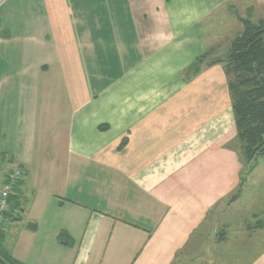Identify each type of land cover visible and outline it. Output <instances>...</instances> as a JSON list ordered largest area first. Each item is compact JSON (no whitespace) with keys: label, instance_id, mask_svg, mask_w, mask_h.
Instances as JSON below:
<instances>
[{"label":"crops","instance_id":"0c3cea01","mask_svg":"<svg viewBox=\"0 0 264 264\" xmlns=\"http://www.w3.org/2000/svg\"><path fill=\"white\" fill-rule=\"evenodd\" d=\"M230 2L0 0V156L25 171L17 188L35 161L45 162L51 189L29 217L31 234H21L30 252L13 257L177 264L246 193L264 202V163L242 182L228 146L235 122L222 64L188 70L200 55L216 59L219 40L236 36L214 20ZM38 114L56 131L34 147L27 136ZM256 221L240 231L244 241L264 238ZM253 243L243 246L245 264H264V245L256 251Z\"/></svg>","mask_w":264,"mask_h":264},{"label":"rangeland","instance_id":"374dc122","mask_svg":"<svg viewBox=\"0 0 264 264\" xmlns=\"http://www.w3.org/2000/svg\"><path fill=\"white\" fill-rule=\"evenodd\" d=\"M230 3L232 8L226 9L224 7L225 9H221L214 15L215 23L219 25H217V30L219 29L218 27H220L219 30H223L224 33H234L233 35L235 36L242 30V25L238 21V18H247L254 23H257L260 19L264 18V6L258 7L257 4H253L249 0H231ZM246 7H249V9L245 10ZM211 31L212 26L210 27V25L207 24L206 33ZM225 41L226 39L219 40L218 45L215 48L216 53L214 54V57H225L229 48L228 42L226 44ZM214 45L215 44L212 43V46ZM42 84L43 82L38 81L37 87L41 89ZM40 99L44 101V98L40 96L37 98V102ZM41 105L45 106L46 101L41 103ZM58 105L60 107V103ZM66 106H68V102L63 99V102L61 103L62 110H64ZM43 116L44 114H42L41 119L38 114L36 120L37 129L35 131L31 130L27 136V141L29 143H34V147L37 146L36 142L43 139L48 142L54 140V131L56 130L54 128H49L50 123L46 122L48 120H44ZM40 127H42V129ZM45 127H47V130H45ZM262 163H264V156L253 161V169L256 168L257 164L258 168H261L260 164ZM11 164L12 163H9L8 165L4 163L1 164L0 175L2 172L5 173L8 171V166L10 167ZM45 169V162L35 161L34 164L28 168V176L26 178L27 185L24 184L23 187L19 186L14 189L16 197L14 198L13 205L16 209L11 211L9 215L5 217V230L2 233L3 238L1 240L2 248L12 256L20 255L22 252L27 255L28 252H30L31 239L29 236L24 237L21 234L23 231L26 232V234H31L29 224L32 223H30L29 217L33 215V212H36L33 210L34 206L37 203L45 201L48 196L47 194L51 192L48 182L44 179L46 177L43 174V172L46 171ZM250 173L251 172L249 171L246 173V180ZM259 192L262 194L264 193V182L259 185ZM247 195L248 193L227 209L224 219L213 222V226L210 228H215L216 233L210 232L208 228L207 236L200 240L196 249L193 248L189 255L179 257L177 264H245L248 255L247 253L250 252H245L246 249L243 247L245 243L250 245L254 242L255 250L259 251L258 247L262 250L264 238L258 239L255 236L253 241L246 237V241H244L245 236L239 235L240 231L246 235V227H250V229H253L254 227L256 229L255 225L253 226V224L257 222L256 220L262 221V225L259 227L264 229V208H259L260 210L258 209L260 205H264V202L260 201V203H257L256 201H249L246 198ZM259 211L260 213L257 218L252 215ZM221 237H223V241L217 243L216 241ZM32 246H34L33 241ZM32 255H34L33 251Z\"/></svg>","mask_w":264,"mask_h":264},{"label":"trees","instance_id":"16d2710c","mask_svg":"<svg viewBox=\"0 0 264 264\" xmlns=\"http://www.w3.org/2000/svg\"><path fill=\"white\" fill-rule=\"evenodd\" d=\"M238 21L242 31L230 41L224 58L207 62V53L200 55L188 70L196 75L204 64H222L235 122V136L228 146L237 155L243 182L246 173L254 168L253 161L264 156V18L257 23L247 18H238ZM4 159L2 155L0 165ZM240 189L241 177L238 189L229 196V202L237 198ZM2 233L0 230V264H24L2 248Z\"/></svg>","mask_w":264,"mask_h":264},{"label":"built area","instance_id":"2783aa9c","mask_svg":"<svg viewBox=\"0 0 264 264\" xmlns=\"http://www.w3.org/2000/svg\"><path fill=\"white\" fill-rule=\"evenodd\" d=\"M25 171L16 164H11L0 187V230L6 224V213L10 210L8 199L13 195L17 183L24 177Z\"/></svg>","mask_w":264,"mask_h":264},{"label":"water","instance_id":"95a60500","mask_svg":"<svg viewBox=\"0 0 264 264\" xmlns=\"http://www.w3.org/2000/svg\"><path fill=\"white\" fill-rule=\"evenodd\" d=\"M29 227L33 228V226H30V225H29Z\"/></svg>","mask_w":264,"mask_h":264}]
</instances>
